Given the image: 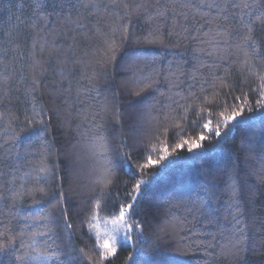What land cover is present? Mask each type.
I'll return each instance as SVG.
<instances>
[{
	"label": "trees",
	"instance_id": "1",
	"mask_svg": "<svg viewBox=\"0 0 264 264\" xmlns=\"http://www.w3.org/2000/svg\"><path fill=\"white\" fill-rule=\"evenodd\" d=\"M0 264H264V0H0Z\"/></svg>",
	"mask_w": 264,
	"mask_h": 264
},
{
	"label": "rangeland",
	"instance_id": "2",
	"mask_svg": "<svg viewBox=\"0 0 264 264\" xmlns=\"http://www.w3.org/2000/svg\"><path fill=\"white\" fill-rule=\"evenodd\" d=\"M90 228L96 239L101 242L107 255H111L117 245L131 244L130 234L133 228L124 223L121 215L114 220L96 221ZM113 248L115 250L111 251Z\"/></svg>",
	"mask_w": 264,
	"mask_h": 264
},
{
	"label": "snow or ice",
	"instance_id": "3",
	"mask_svg": "<svg viewBox=\"0 0 264 264\" xmlns=\"http://www.w3.org/2000/svg\"><path fill=\"white\" fill-rule=\"evenodd\" d=\"M258 19H259V17H258ZM235 115H239V113L237 112V113H235ZM205 127H207V125H205ZM201 139H203V137H201ZM194 147H199V145L196 144V145H194ZM163 159H165V158L164 157H161V160H163ZM149 163H153V161L149 160ZM156 163H159V161H157ZM143 167H147V165H144ZM139 187H140V185L137 184V188H139ZM129 207H131V206H129ZM123 214H124V210L121 209V216L122 217H123ZM114 250H115L114 248L111 249V251H114Z\"/></svg>",
	"mask_w": 264,
	"mask_h": 264
}]
</instances>
